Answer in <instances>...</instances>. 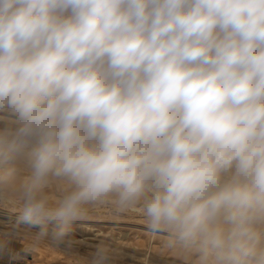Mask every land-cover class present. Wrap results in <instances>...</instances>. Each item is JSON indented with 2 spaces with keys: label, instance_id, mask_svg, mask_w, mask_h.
<instances>
[{
  "label": "clouds",
  "instance_id": "9594fccd",
  "mask_svg": "<svg viewBox=\"0 0 264 264\" xmlns=\"http://www.w3.org/2000/svg\"><path fill=\"white\" fill-rule=\"evenodd\" d=\"M103 206L181 264H264V0H0V255Z\"/></svg>",
  "mask_w": 264,
  "mask_h": 264
},
{
  "label": "rangeland",
  "instance_id": "374dc122",
  "mask_svg": "<svg viewBox=\"0 0 264 264\" xmlns=\"http://www.w3.org/2000/svg\"><path fill=\"white\" fill-rule=\"evenodd\" d=\"M10 211L0 209V233L12 226ZM32 236V231L21 228L20 238L12 244L13 252L0 255V264H88L90 253L100 244L119 254L117 264H181L179 257L164 246L163 236L147 230L138 208L124 213L108 206L90 210L73 225L70 247L45 241L34 251L24 252Z\"/></svg>",
  "mask_w": 264,
  "mask_h": 264
},
{
  "label": "bare ground",
  "instance_id": "6f19581e",
  "mask_svg": "<svg viewBox=\"0 0 264 264\" xmlns=\"http://www.w3.org/2000/svg\"><path fill=\"white\" fill-rule=\"evenodd\" d=\"M136 211V210H135ZM9 219V218H8ZM7 222V221H6Z\"/></svg>",
  "mask_w": 264,
  "mask_h": 264
}]
</instances>
